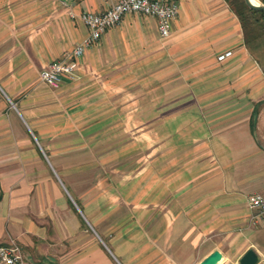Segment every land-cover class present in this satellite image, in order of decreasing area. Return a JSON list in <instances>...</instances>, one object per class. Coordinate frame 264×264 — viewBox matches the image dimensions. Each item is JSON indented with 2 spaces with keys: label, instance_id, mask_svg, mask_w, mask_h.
<instances>
[{
  "label": "crops",
  "instance_id": "obj_1",
  "mask_svg": "<svg viewBox=\"0 0 264 264\" xmlns=\"http://www.w3.org/2000/svg\"><path fill=\"white\" fill-rule=\"evenodd\" d=\"M165 1L166 39L124 15L48 88L111 1L0 0V244L27 264H264V70L224 0Z\"/></svg>",
  "mask_w": 264,
  "mask_h": 264
},
{
  "label": "built area",
  "instance_id": "obj_2",
  "mask_svg": "<svg viewBox=\"0 0 264 264\" xmlns=\"http://www.w3.org/2000/svg\"><path fill=\"white\" fill-rule=\"evenodd\" d=\"M110 6L97 14L81 13L78 20L85 28L86 34L72 49L65 52L60 59L51 61L38 72V80L48 88H56L62 79L76 80V67L85 51L95 44L101 35L117 25L124 15H141L156 21V30L160 39L169 36L171 22L177 13L175 2L165 0H110ZM232 57L231 51L216 56L217 62ZM246 206L252 219L264 218V197L252 195L247 197ZM0 264H27L19 246L13 241L0 244Z\"/></svg>",
  "mask_w": 264,
  "mask_h": 264
},
{
  "label": "trees",
  "instance_id": "obj_3",
  "mask_svg": "<svg viewBox=\"0 0 264 264\" xmlns=\"http://www.w3.org/2000/svg\"><path fill=\"white\" fill-rule=\"evenodd\" d=\"M237 17L243 34V43L254 61L261 67L264 58V12L249 9L244 0H224ZM264 6V0H258ZM257 109L252 114L254 126Z\"/></svg>",
  "mask_w": 264,
  "mask_h": 264
},
{
  "label": "water",
  "instance_id": "obj_4",
  "mask_svg": "<svg viewBox=\"0 0 264 264\" xmlns=\"http://www.w3.org/2000/svg\"><path fill=\"white\" fill-rule=\"evenodd\" d=\"M245 5L252 10L264 12V6L258 0H244ZM221 254L217 251L211 252L197 264H217L221 261ZM258 256L253 250H248L240 259L239 264H257Z\"/></svg>",
  "mask_w": 264,
  "mask_h": 264
},
{
  "label": "rangeland",
  "instance_id": "obj_5",
  "mask_svg": "<svg viewBox=\"0 0 264 264\" xmlns=\"http://www.w3.org/2000/svg\"><path fill=\"white\" fill-rule=\"evenodd\" d=\"M263 65L261 66V68L264 70V58H263ZM128 139H130V136L129 137H127ZM144 154H146V153H144ZM14 242V241H13ZM14 243H16V242H14ZM17 244V243H16Z\"/></svg>",
  "mask_w": 264,
  "mask_h": 264
},
{
  "label": "bare ground",
  "instance_id": "obj_6",
  "mask_svg": "<svg viewBox=\"0 0 264 264\" xmlns=\"http://www.w3.org/2000/svg\"><path fill=\"white\" fill-rule=\"evenodd\" d=\"M253 1H255V0H253Z\"/></svg>",
  "mask_w": 264,
  "mask_h": 264
}]
</instances>
